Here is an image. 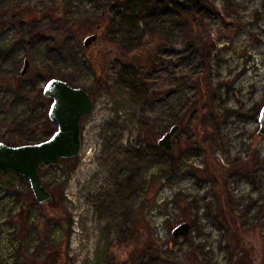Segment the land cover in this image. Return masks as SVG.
Wrapping results in <instances>:
<instances>
[{
	"label": "rangeland",
	"instance_id": "obj_1",
	"mask_svg": "<svg viewBox=\"0 0 264 264\" xmlns=\"http://www.w3.org/2000/svg\"><path fill=\"white\" fill-rule=\"evenodd\" d=\"M201 1L0 0V141L48 137L51 79L94 103L52 202L0 174V264H264V0Z\"/></svg>",
	"mask_w": 264,
	"mask_h": 264
},
{
	"label": "water",
	"instance_id": "obj_2",
	"mask_svg": "<svg viewBox=\"0 0 264 264\" xmlns=\"http://www.w3.org/2000/svg\"><path fill=\"white\" fill-rule=\"evenodd\" d=\"M97 39L98 34L95 33L85 40L84 45L89 47ZM29 66V60H25L22 76L27 74ZM43 95L52 100L49 119L56 126L55 132L48 139L37 143L13 146L0 141V174L14 171L26 177L40 205L52 202L54 196L42 184L39 169L43 165H58L62 159L80 156L83 147L82 120L94 110V103L88 92L61 79L49 80ZM259 124L258 134L264 136V106L260 111ZM180 129L178 124L172 126L160 138L158 144L166 151H172L173 137ZM191 233L192 225L184 222L174 229L173 237L185 238Z\"/></svg>",
	"mask_w": 264,
	"mask_h": 264
},
{
	"label": "trees",
	"instance_id": "obj_3",
	"mask_svg": "<svg viewBox=\"0 0 264 264\" xmlns=\"http://www.w3.org/2000/svg\"><path fill=\"white\" fill-rule=\"evenodd\" d=\"M119 1L120 0H113V2H116V3H118ZM145 1L153 2V3H166L167 5L174 6L176 8H178V7L183 8L185 14L182 13V15H183L184 19L189 23V25H190L189 27L191 28V31L193 30L192 29V27H193L192 18H194L196 11H199V9H203V8H201L203 5L201 0H184V1H179V0L178 1L177 0H145ZM147 57H148V58H146L147 62L148 63L152 62V57H149V56H147ZM191 110H192V108H191ZM178 123H176V124L180 125V127H182L183 129L186 126L192 127V123L187 121V119L185 117L181 118L178 121ZM46 125H47L46 127L48 129L47 133H49V134H48L47 138L42 139L43 141L48 139L56 130L53 127V124L51 123V121L49 119H47Z\"/></svg>",
	"mask_w": 264,
	"mask_h": 264
}]
</instances>
